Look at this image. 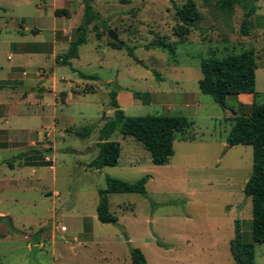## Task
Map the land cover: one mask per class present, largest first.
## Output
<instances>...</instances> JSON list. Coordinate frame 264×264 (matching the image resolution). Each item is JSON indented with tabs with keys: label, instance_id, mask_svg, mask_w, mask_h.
I'll return each instance as SVG.
<instances>
[{
	"label": "rangeland",
	"instance_id": "rangeland-1",
	"mask_svg": "<svg viewBox=\"0 0 264 264\" xmlns=\"http://www.w3.org/2000/svg\"><path fill=\"white\" fill-rule=\"evenodd\" d=\"M184 1H93L98 19L87 26L78 57L63 65L56 57L82 21L81 0H0V143L9 146L0 148V264H131L132 247L146 264H234L236 219L242 240H251V200L242 189L252 148L226 143L231 111L246 114L249 105L229 96L223 109L198 80L202 59L251 49L256 101L264 103V0L255 2L247 34L240 4L226 11L216 0H194L200 18L184 27L174 13ZM56 8L68 15L56 16ZM109 31L134 56L113 46ZM153 41L175 52L148 46ZM32 45L42 53L25 52ZM111 90L126 116L191 121L167 163L153 164L142 143L115 131L109 140L120 145L117 164L88 166L100 128L113 117ZM86 125L93 127L88 137L73 133ZM34 151L51 166L26 165L23 156ZM144 174L146 193H109L117 222L101 223L104 176L134 181ZM254 264H264V243L255 244Z\"/></svg>",
	"mask_w": 264,
	"mask_h": 264
},
{
	"label": "trees",
	"instance_id": "trees-1",
	"mask_svg": "<svg viewBox=\"0 0 264 264\" xmlns=\"http://www.w3.org/2000/svg\"><path fill=\"white\" fill-rule=\"evenodd\" d=\"M95 0H81L83 3V16L81 23L74 29L73 37L68 49L57 56L63 65H70L72 58L79 55L78 47L85 43L87 26L98 19V14L93 10L91 3ZM222 10L232 11L234 4L238 3L244 9L241 22V31L248 33L251 16L256 12L257 0H216ZM176 18L184 27H195V22L200 18V12L194 0H185L180 6L174 7ZM56 16L68 15L66 8H56ZM113 46L125 47L128 55H133V48L122 41H111ZM148 46L160 48L169 53L175 49L171 44L163 41H153ZM38 50L36 45L28 51ZM257 63L251 49L243 50L238 54H230L224 58L209 56L200 62L201 78L198 87L202 93L209 94L223 109L227 107V97L235 98L239 93L255 95V71ZM82 79H97L94 74L79 72ZM136 94V93H134ZM110 106L113 108V117L107 119L99 130L98 148L96 156L91 159L88 166L101 169L105 166L117 164L120 145L117 141L109 140L115 131L122 135L134 137L149 152L151 162L156 165L167 163L174 153L173 142L178 135H184L191 125V121L178 114H146L126 116L116 100V92L111 90ZM239 103V102H238ZM243 105L242 103H239ZM249 112L231 115V125L226 135V143L233 145H250L252 148V171L243 186V193L251 200V229L248 242L242 240L240 225L234 222V236L229 243L230 254L234 264H254L255 244L264 243V103L254 101L249 105ZM93 127L86 125L73 129V133L80 138H86ZM4 146V143H0ZM23 156L26 165L51 166L50 160H45L39 151ZM149 174H144L134 181L123 180L114 176L105 175L106 187L99 189V200L96 206L97 219L101 223H116L117 217L109 212V193H146V182ZM131 264H146V259L139 248L129 249Z\"/></svg>",
	"mask_w": 264,
	"mask_h": 264
},
{
	"label": "crops",
	"instance_id": "crops-1",
	"mask_svg": "<svg viewBox=\"0 0 264 264\" xmlns=\"http://www.w3.org/2000/svg\"><path fill=\"white\" fill-rule=\"evenodd\" d=\"M36 52H33V51H25V52H30V54H40L42 53V50L41 49H38V50H34ZM37 87V86H36ZM35 87V88H36ZM235 101L239 102V103H242L243 105H250L252 104L254 101H256V97L253 96V94L251 93H239L237 94V96L234 98ZM1 114V113H0ZM11 115L10 112L7 113V115L5 116V122H8L6 119L7 117H9ZM1 130H6L5 128L1 127L0 126V132ZM6 147H9L7 145V143H4V146H0V148H6Z\"/></svg>",
	"mask_w": 264,
	"mask_h": 264
},
{
	"label": "water",
	"instance_id": "water-1",
	"mask_svg": "<svg viewBox=\"0 0 264 264\" xmlns=\"http://www.w3.org/2000/svg\"><path fill=\"white\" fill-rule=\"evenodd\" d=\"M109 37L113 40V41H117V36L112 32V31H109ZM232 114H234L233 111H231Z\"/></svg>",
	"mask_w": 264,
	"mask_h": 264
},
{
	"label": "built area",
	"instance_id": "built-area-1",
	"mask_svg": "<svg viewBox=\"0 0 264 264\" xmlns=\"http://www.w3.org/2000/svg\"><path fill=\"white\" fill-rule=\"evenodd\" d=\"M62 230H65V227H62Z\"/></svg>",
	"mask_w": 264,
	"mask_h": 264
}]
</instances>
